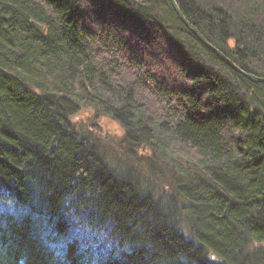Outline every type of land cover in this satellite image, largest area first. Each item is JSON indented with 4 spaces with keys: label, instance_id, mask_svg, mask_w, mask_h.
Returning <instances> with one entry per match:
<instances>
[{
    "label": "trees",
    "instance_id": "obj_1",
    "mask_svg": "<svg viewBox=\"0 0 264 264\" xmlns=\"http://www.w3.org/2000/svg\"><path fill=\"white\" fill-rule=\"evenodd\" d=\"M176 1L264 79V0ZM0 264H264V84L169 0H0Z\"/></svg>",
    "mask_w": 264,
    "mask_h": 264
},
{
    "label": "rangeland",
    "instance_id": "obj_2",
    "mask_svg": "<svg viewBox=\"0 0 264 264\" xmlns=\"http://www.w3.org/2000/svg\"><path fill=\"white\" fill-rule=\"evenodd\" d=\"M167 51L168 52H166L165 49H163L161 51L157 50L156 55L159 58H161L162 60L168 62L169 57H167V55H169V54L173 55V54L170 53V50L167 49ZM86 109L87 108H85V107L82 108V110L79 113L78 120L80 122H91L92 127H91L90 132L95 137H101L102 139H104L106 137L109 138L108 141H110L114 147V148H111V150H110L111 151V157H112V159H115V161H116L118 157H122V155L119 156L118 154H119V150H120L119 141L122 142V138L124 137L123 130L111 118L105 117V116H101V117L98 116L97 117L94 112H91L90 110H86ZM91 119H92V121H91ZM115 149H117L118 151H116ZM140 154H142L144 157H146L148 159L153 158V157H151L153 152H151L147 148L140 151ZM175 166H176V164H172V160L162 161L161 159H159V163H158L159 171L158 172H161L162 176L165 178H166L165 174L167 175L168 178H169L168 175L175 176V171L177 169ZM186 169L189 170L191 174L197 171V169L194 166H188V168H186ZM161 180H163V179L161 178ZM151 181H153V180L151 179ZM165 188H167V187H165ZM158 189H161L160 185H157V189H155V190L157 192H159ZM166 190H169V188H167Z\"/></svg>",
    "mask_w": 264,
    "mask_h": 264
},
{
    "label": "water",
    "instance_id": "obj_3",
    "mask_svg": "<svg viewBox=\"0 0 264 264\" xmlns=\"http://www.w3.org/2000/svg\"><path fill=\"white\" fill-rule=\"evenodd\" d=\"M175 13L179 17V19L182 21V23L187 27V29L193 33V35L198 39V41L204 45L208 50H210L212 53H214L220 60H222L224 63L229 65L232 69H234L237 73L245 77L246 79L254 82V83H261L264 84V79L255 77L254 75L245 73L241 69H239L234 63H232L223 53H221L219 50H217L215 47L211 46L207 40L204 38V36L197 30V28L193 25H191L185 16L183 15L182 11L180 10L177 1L176 0H169ZM32 25L40 32H43L45 29L43 26L37 24L36 22H32Z\"/></svg>",
    "mask_w": 264,
    "mask_h": 264
}]
</instances>
